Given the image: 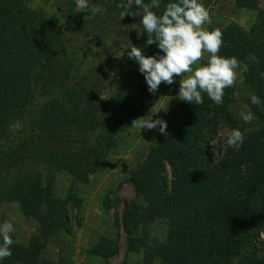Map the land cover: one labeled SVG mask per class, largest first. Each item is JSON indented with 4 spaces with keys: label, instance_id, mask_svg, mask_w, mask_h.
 I'll return each instance as SVG.
<instances>
[{
    "label": "trees",
    "instance_id": "1",
    "mask_svg": "<svg viewBox=\"0 0 264 264\" xmlns=\"http://www.w3.org/2000/svg\"><path fill=\"white\" fill-rule=\"evenodd\" d=\"M169 2L176 0H160L152 10L162 15ZM235 2L256 9V16L248 29L236 22L214 28L223 34L219 55L248 63L244 80L262 103L252 104L249 93L244 100L259 126L245 130L238 125L243 143L213 163L204 144L221 120L237 124L228 112L233 86L224 90L219 105L203 93L199 105L180 99L182 119L159 132L129 171L137 198L116 221L127 251L143 253L140 264H152L156 257L160 264H233L234 259L235 264H264V254L247 262L242 256L264 229V2L261 7L257 0ZM89 3L104 11L85 20L75 0H65L61 30L31 0H0V202L16 200L23 214L38 223L27 244L12 236V254L0 264H64L41 256L45 241L68 224V201L80 202L72 185L64 198L54 193L56 175L66 171L72 183L87 182L105 167L118 134L135 120L130 94L150 93L138 63L127 56L132 44L145 55L163 54L157 45H146L142 17L133 16L141 10L134 0ZM126 9L130 14L121 18ZM114 26L121 34L110 46L103 39ZM64 31L92 36L95 46L103 48L79 75ZM249 54L259 63H249ZM157 219L168 224L163 240L150 233ZM89 251L109 257L116 252L115 240L101 236Z\"/></svg>",
    "mask_w": 264,
    "mask_h": 264
},
{
    "label": "rangeland",
    "instance_id": "2",
    "mask_svg": "<svg viewBox=\"0 0 264 264\" xmlns=\"http://www.w3.org/2000/svg\"><path fill=\"white\" fill-rule=\"evenodd\" d=\"M31 2L34 8L41 9L62 30L63 18L61 16L64 13L65 0H31ZM199 2L209 12L211 24L205 25L209 30L216 27L223 28L231 22H236L242 28L248 29L257 12L256 9L239 6L235 0H199ZM263 2L264 0H257V7H261ZM76 9L79 8L76 7ZM63 33L72 68L75 74L79 75L99 57V52L103 48L95 46L97 44L96 39L93 40L92 36H84L80 32L68 33L64 31ZM120 34V30L114 26L104 37V43L112 46ZM92 45L95 55L90 54L89 51ZM208 56L209 54L205 52L203 60L207 59ZM179 81L180 77H175V82L172 85L162 83L158 91L146 96L131 93L130 99L136 106L135 119L141 117L143 120L162 119L167 123L165 131L171 125L179 122L184 115V111L179 106L181 99L178 96ZM248 93L249 87L244 80L243 66L241 65L237 69L233 91L229 95V99L234 101L228 109L230 117L237 124L232 125V122L227 119L218 123L216 132L204 144L211 162H217L228 149L232 148L227 145L224 137L233 128H238L239 125L245 130H252L259 126V120L252 111L256 119L250 124L245 123L239 116V112L245 110L244 98ZM18 129V124L13 125L14 131H18ZM159 132V126L152 130H140L130 126L120 132L117 136L116 145L108 155V164L90 175L87 182L72 183V177L66 171H61L56 175L54 193L64 198L72 185L74 187L73 193L80 199V202L75 204L73 200L68 201V224L45 241L41 250L43 258L50 261L62 259L64 264H121L125 261L140 264L143 253L127 251L126 236L116 221L119 220L123 207L137 198L133 185L128 178L129 171L156 143ZM166 173L169 181L171 173L168 166ZM0 218L1 223L5 221L13 223L14 231L11 235L15 237L16 241L23 244H27L31 235L38 229V223L23 214L16 200L0 202ZM167 229V221L157 219L151 224L150 233L153 237L163 240ZM101 236L115 240L116 252L113 255L102 257L90 253L89 249L98 242ZM263 254L264 229L258 231L253 236L250 247L242 251V256L245 257L246 262L259 258ZM237 262L238 259L233 260V264ZM152 264H160V259L156 257Z\"/></svg>",
    "mask_w": 264,
    "mask_h": 264
},
{
    "label": "clouds",
    "instance_id": "3",
    "mask_svg": "<svg viewBox=\"0 0 264 264\" xmlns=\"http://www.w3.org/2000/svg\"><path fill=\"white\" fill-rule=\"evenodd\" d=\"M75 3L81 12L86 13L85 20L104 11L99 6L90 5L89 0H75ZM134 3L141 10L133 16L142 17L140 24L148 37L146 45L155 44L163 53L145 55L140 47L133 44L130 51H127L128 58L138 63L148 91L155 93L162 83L172 85L175 77H180L178 96L181 100L199 105L203 103V93L217 105L222 104L224 90L234 86L237 69L242 62L235 56L219 55L223 34L219 29L209 30L205 27L211 24L206 7L199 0H176L167 3L162 15H157L152 9L160 7V0H151L150 3L134 0ZM119 7L125 8V5ZM126 14H130L127 9L121 12V18ZM205 52L209 56L206 62H202ZM247 59L249 63H259L254 54H249ZM243 69L248 70V63L243 64ZM261 76L264 77V73ZM249 96L252 104L262 103L254 92H250ZM244 109L239 112V116L250 124L256 117L247 105ZM141 118L133 120L132 127L152 130L159 126V131L165 132L166 121ZM224 138L229 147L237 148L243 143L244 134L238 128H233ZM13 231L12 222L0 223V260L12 254Z\"/></svg>",
    "mask_w": 264,
    "mask_h": 264
}]
</instances>
